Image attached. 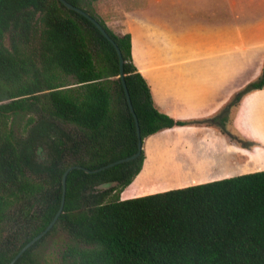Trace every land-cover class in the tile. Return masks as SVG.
Masks as SVG:
<instances>
[{
    "label": "trees",
    "instance_id": "trees-1",
    "mask_svg": "<svg viewBox=\"0 0 264 264\" xmlns=\"http://www.w3.org/2000/svg\"><path fill=\"white\" fill-rule=\"evenodd\" d=\"M67 1L120 49L142 142L185 124L237 139L225 124L244 95L264 87V67L216 115L175 120L155 107L130 33L95 14L98 0ZM137 141L116 49L94 23L59 0H0V264L50 223L65 169H97L135 153ZM144 158L142 149L98 172L71 169L57 221L14 264H39L35 249L57 231L62 264H264V170L121 199Z\"/></svg>",
    "mask_w": 264,
    "mask_h": 264
},
{
    "label": "crops",
    "instance_id": "crops-1",
    "mask_svg": "<svg viewBox=\"0 0 264 264\" xmlns=\"http://www.w3.org/2000/svg\"><path fill=\"white\" fill-rule=\"evenodd\" d=\"M102 2L110 6L106 25L117 22L112 30L130 33L133 63L155 107L175 120L216 115L264 67V0H98L94 7ZM226 124L242 143L205 125L148 136L142 168L120 198L264 170V87L244 95ZM162 136L172 138L155 148ZM149 156L160 166L178 165L181 178L153 177L141 189Z\"/></svg>",
    "mask_w": 264,
    "mask_h": 264
},
{
    "label": "rangeland",
    "instance_id": "rangeland-1",
    "mask_svg": "<svg viewBox=\"0 0 264 264\" xmlns=\"http://www.w3.org/2000/svg\"><path fill=\"white\" fill-rule=\"evenodd\" d=\"M108 9H110V6H108L107 4L102 2L97 9H96V7H94L93 11L95 12V14L100 19H102L103 21H107L106 10H108ZM119 14H118V16H119ZM116 23L117 22L112 23L113 25H111L109 27L111 29H114V30L118 29L119 26L116 25ZM208 118H210V117H208ZM197 120H200V119H197ZM191 121H193V120H191ZM185 125H204V124H185ZM178 126H182V125H178ZM205 126H213V125H205ZM213 127L217 128L220 132H222L218 127H216V126H213ZM225 129L231 135H235L234 133H232L231 131H229L227 129V124H225ZM222 133L230 138V136L228 134H226L224 132H222ZM260 135L264 138V133H261ZM146 138H148V137H146ZM170 138H172V137H170ZM170 138L168 136H162L161 140L155 142V144H154L155 148H159L160 145L168 143ZM237 139L230 138V140H232V141H234V140L239 141L240 140L239 142L242 143V139L240 137H237ZM143 144H144V142H143ZM150 157L151 156H149V159L145 163L144 172L141 176L142 178H140V180H138V181H140L138 183H140L141 189L148 188L149 183L152 182L153 177H155V178L157 177L160 180H162L163 178H166V177L181 178L180 176H182V172L180 171L178 165L172 164L171 162H169V160H167V162H162V163H167L166 166H160V164H154V161ZM176 188H178V187H176ZM151 189L153 190L154 188H151ZM161 191H164V190H161ZM157 192H159V191H157ZM63 245H64V235L61 231H57L51 237H48L45 240H43L42 243L39 244L34 251L35 257L39 261V264H62L61 258H60V252H61Z\"/></svg>",
    "mask_w": 264,
    "mask_h": 264
},
{
    "label": "water",
    "instance_id": "water-1",
    "mask_svg": "<svg viewBox=\"0 0 264 264\" xmlns=\"http://www.w3.org/2000/svg\"><path fill=\"white\" fill-rule=\"evenodd\" d=\"M63 5H65L68 9L74 10L82 15H84L85 17H87L91 22L94 23V25L101 31V33L113 44V46L116 49L117 55H118V61H119V77L121 79L125 94H126V99L130 108V111L134 117V121H135V125H136V134H137V151L135 153H133L132 155L114 160L112 162H109L97 169H88V168H84L81 166H70L67 169H65V171L62 174V196H61V202L59 205V208L57 210V212L55 213L54 217L52 218V220L50 221V223L46 226V228L44 230H42L40 233H38L37 235H35L32 239H30L27 243H25L20 249L19 251L15 254V256L11 259V261L8 264H14L15 261L32 245L34 244L38 239H40L41 237H43L55 224V222L57 221L60 213L62 212L63 209V205H64V200H65V181H66V177L68 172L73 169L74 167H78V168H83L87 173H93V172H98L100 170L109 168L111 166H114L115 164L121 163V162H126V161H130L132 159H135L136 157H138L143 149V142H142V138L140 135V128L138 125V119L137 116L134 112L131 100H130V96L128 93V89L124 80V72H123V64H124V59H123V55L120 51V49L118 48V46L116 45V43L114 42V40L109 36V34L106 32V30L104 29V27L95 19L93 18L91 15H89L86 11H84L83 9H81L80 7H77L73 4H71L70 2H68L67 0H59Z\"/></svg>",
    "mask_w": 264,
    "mask_h": 264
}]
</instances>
